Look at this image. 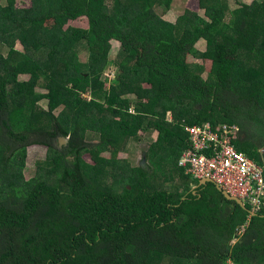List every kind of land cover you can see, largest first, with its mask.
<instances>
[{
    "label": "trees",
    "instance_id": "trees-1",
    "mask_svg": "<svg viewBox=\"0 0 264 264\" xmlns=\"http://www.w3.org/2000/svg\"><path fill=\"white\" fill-rule=\"evenodd\" d=\"M175 1L0 0V264H264V211L251 216L179 166L186 129L212 122L238 125L239 152L264 167V0L230 18L226 0H190L173 23ZM150 130L154 166L118 159ZM32 146L48 155L26 180Z\"/></svg>",
    "mask_w": 264,
    "mask_h": 264
},
{
    "label": "built area",
    "instance_id": "built-area-1",
    "mask_svg": "<svg viewBox=\"0 0 264 264\" xmlns=\"http://www.w3.org/2000/svg\"><path fill=\"white\" fill-rule=\"evenodd\" d=\"M186 133L190 149L182 155L180 168L196 181H210L243 201L251 216L264 211V167L237 149L241 128L231 123H204L188 127Z\"/></svg>",
    "mask_w": 264,
    "mask_h": 264
},
{
    "label": "rangeland",
    "instance_id": "rangeland-1",
    "mask_svg": "<svg viewBox=\"0 0 264 264\" xmlns=\"http://www.w3.org/2000/svg\"><path fill=\"white\" fill-rule=\"evenodd\" d=\"M228 3V6L231 10L229 13V18L231 16L232 11H234L237 7L240 6L241 3L251 4L255 0H226ZM22 6L23 4L20 2L19 4ZM112 5V0H110V6ZM191 6L190 0H176L174 2V5L172 9L165 15V19L177 23L179 18L184 15L187 8ZM195 12H198L203 17L206 16L205 10L201 8H194ZM159 11H162L160 9ZM82 28H87V21H81L78 24ZM208 48L207 41L202 40L198 44V50L201 52H205ZM18 49L21 50V47L18 46ZM0 51L3 52L5 55L7 54V51L0 47ZM120 51H121V44L120 42H114V47L111 53V65L106 73H104V79H107L109 82H111L115 78V74L117 71V64L120 57ZM79 52V58L82 62H86L88 59V50L86 46H81L78 49ZM205 78H208V74H204ZM29 77H21V81H28ZM37 92L39 94H46V91L42 88H38ZM130 99L133 100V102H137V96H129ZM48 103L47 101H43L39 104V106L47 110L48 109ZM133 111V110H132ZM133 113V112H132ZM169 121L172 123L174 121L172 113L169 114ZM42 126H47V123H42ZM159 133H157L154 130L147 131L144 135L143 139L141 141H134V140H127V142L120 148V151H118V159L127 161L130 165L133 167H140L142 163L146 160V168L148 169L151 166H154L153 163L148 161L146 159V155L149 153V150L151 146L158 140ZM86 142L92 146L97 144L99 142V136L93 133H89L86 137ZM48 155V149L41 146H32L28 148L27 150V159L25 163V170L24 175L26 180H30L35 177L37 174V167L44 163L46 160V157ZM96 153L94 151V154L90 156L89 154H84L83 159L89 164L95 163L96 160ZM163 181H166L164 177L161 175H158L155 177V182L158 185H161ZM106 183V181H105ZM179 183V180H176L174 185H177ZM109 184H107L108 186ZM152 264H180L179 262H172L168 261L167 259H162L161 257H155V259L152 261Z\"/></svg>",
    "mask_w": 264,
    "mask_h": 264
},
{
    "label": "water",
    "instance_id": "water-1",
    "mask_svg": "<svg viewBox=\"0 0 264 264\" xmlns=\"http://www.w3.org/2000/svg\"><path fill=\"white\" fill-rule=\"evenodd\" d=\"M59 139H60V140H59V143H60L61 146H63V145H67V143H68V139H66V138H59ZM142 167H144V168L146 167V160L142 163ZM209 184H213V183L210 182V181H203V182L200 183V186H207V185H209ZM218 189H219V191L223 192L224 196L226 197V199H227L228 201L236 202V203H237L238 205H240L244 210L249 211L248 208H247V206L243 203V201H241V200H239V199H237V198L232 197V196L229 195L228 193L222 191L220 188H218ZM257 216H258V215H254L253 217H257Z\"/></svg>",
    "mask_w": 264,
    "mask_h": 264
},
{
    "label": "crops",
    "instance_id": "crops-1",
    "mask_svg": "<svg viewBox=\"0 0 264 264\" xmlns=\"http://www.w3.org/2000/svg\"><path fill=\"white\" fill-rule=\"evenodd\" d=\"M207 123H212V122H207ZM213 125H215V126H218V124H214V123H212ZM200 125H203V124H200ZM234 125H236V124H234ZM240 135H241V133H240ZM239 138H240V136H239ZM239 140V139H238ZM238 149V148H237ZM263 150V149H262ZM242 154H243V152H242ZM244 155H245V153H244ZM247 157H248V155H247ZM255 162V161H254ZM258 164V163H257Z\"/></svg>",
    "mask_w": 264,
    "mask_h": 264
},
{
    "label": "flooded vegetation",
    "instance_id": "flooded-vegetation-1",
    "mask_svg": "<svg viewBox=\"0 0 264 264\" xmlns=\"http://www.w3.org/2000/svg\"><path fill=\"white\" fill-rule=\"evenodd\" d=\"M60 140V139H59ZM59 140H58V143H59ZM59 146H60V149L62 148V146L60 145V143H59ZM260 153L262 154V156H264V150H260Z\"/></svg>",
    "mask_w": 264,
    "mask_h": 264
}]
</instances>
